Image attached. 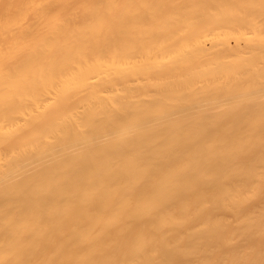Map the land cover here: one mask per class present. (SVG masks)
Here are the masks:
<instances>
[{
  "label": "bare ground",
  "instance_id": "obj_1",
  "mask_svg": "<svg viewBox=\"0 0 264 264\" xmlns=\"http://www.w3.org/2000/svg\"><path fill=\"white\" fill-rule=\"evenodd\" d=\"M0 264H264V0H0Z\"/></svg>",
  "mask_w": 264,
  "mask_h": 264
}]
</instances>
